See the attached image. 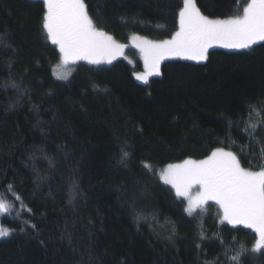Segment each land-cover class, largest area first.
Masks as SVG:
<instances>
[{
    "label": "trees",
    "instance_id": "trees-1",
    "mask_svg": "<svg viewBox=\"0 0 264 264\" xmlns=\"http://www.w3.org/2000/svg\"><path fill=\"white\" fill-rule=\"evenodd\" d=\"M84 2L95 27L122 43L171 37L183 6ZM195 3L226 18L248 0ZM44 12L43 0H0V199L11 205L0 215L11 230L0 238V264H233L241 246L240 264H264V250L251 251L254 230L212 210L189 214L157 176L216 149L244 168L264 167V41L212 47L203 61L167 58L145 83L134 79L142 62L126 47L133 67L78 60L59 80Z\"/></svg>",
    "mask_w": 264,
    "mask_h": 264
},
{
    "label": "snow or ice",
    "instance_id": "snow-or-ice-1",
    "mask_svg": "<svg viewBox=\"0 0 264 264\" xmlns=\"http://www.w3.org/2000/svg\"><path fill=\"white\" fill-rule=\"evenodd\" d=\"M43 4L42 27L60 55L59 62L53 66L57 79L68 78L70 63L78 60L90 64L111 63L116 55L122 54L124 46L95 27L84 0H43ZM257 41H264V0H248L241 15L214 19L203 15L195 0H183L179 29L172 38L160 42L140 40L137 46L145 55L146 65L151 60V69L158 75L160 61L165 57L203 61L213 44L247 49ZM149 74H137V79L146 81ZM129 155L122 147L121 161H126ZM49 165H52L51 160ZM161 178L175 188L177 196L188 199L185 211L189 214L197 208L203 209L206 201L214 200L223 211V220L229 224H243L255 231L257 238L251 251L264 250V167L259 171L244 169L232 152L216 149L204 160L168 165ZM194 186H198V191L192 196L190 190ZM10 207L7 201L0 199V213H8ZM10 232L0 225V238L9 236ZM246 252L248 249L241 246L230 260L240 264Z\"/></svg>",
    "mask_w": 264,
    "mask_h": 264
},
{
    "label": "rangeland",
    "instance_id": "rangeland-1",
    "mask_svg": "<svg viewBox=\"0 0 264 264\" xmlns=\"http://www.w3.org/2000/svg\"><path fill=\"white\" fill-rule=\"evenodd\" d=\"M183 7V6H182ZM210 18V17H209ZM214 19V18H213ZM176 31H178V29L176 30ZM175 31V32H176ZM174 32V33H175ZM173 33V34H174ZM173 34H172V36H173ZM107 35H109V34H107ZM112 38H113V40L115 41V43H117V44H120V45H123L124 47H123V51H122V54H118V55H116V57H115V59L116 58H123V59H125L127 62H129L130 64H131V66L133 67L134 65H135V62H134V59L130 56V55H128L126 52H125V48L126 47H131V48H133L135 51H136V53H137V56L138 57H140V60H141V62H142V67L141 68H139V69H137V68H134V70H133V77H134V79L137 81V82H140V83H145L147 80H148V78L150 77V76H153V75H157V74H155L153 71H152V69H151V60H149V62H148V64L146 65V63H145V55H144V53L141 51V48L140 47H138L137 45H138V43H140V40H146V41H151V42H160V41H164V40H170L171 38H172V36L171 37H169V38H165V39H162V40H153V39H149V38H146V37H144V36H141V35H138V34H133V35H130L129 36V38H128V40H127V42H124V43H122V42H119L118 40H116L112 35H110ZM134 37H138V38H140V40H135V39H133ZM257 42H259V41H257ZM224 47V46H222L221 44H213L211 47H209V49L210 48H212V47ZM58 48V47H57ZM227 48V47H226ZM229 49H237V48H229ZM59 51V50H58ZM183 58V59H188V58H185V57H179V56H168V57H165L164 59H162V60H165V59H167V58ZM114 60V59H113ZM112 60V61H113ZM161 60V61H162ZM189 60H192V59H189ZM82 61H85V60H82ZM111 61V62H112ZM161 61H160V63H161ZM194 61H196V60H194ZM87 62V61H86ZM100 64H108L107 62H101ZM56 65V64H55ZM54 65V66H55ZM72 67H73V65H72V63H70V65H69V68H70V70H72ZM146 73H151V74H149L148 76H147V80L146 81H144V80H139V79H137V74H141V75H143V74H146ZM69 77V76H68ZM224 151H227V152H231L229 149H223ZM215 151V150H214ZM233 153V152H232ZM211 154H209L208 156H210ZM207 156V157H208ZM207 157H205V158H207ZM205 158H203V159H191V158H187V159H184V160H180V161H176V162H172V163H168V164H166V165H164V166H162L160 169H158L157 170V176L159 177V179L162 181V182H164L165 184H167L168 186H170L172 189H173V191L176 193V190H175V188H173V186L170 184V183H166L165 182V180H163L162 178H161V174H162V172L164 171V169H166L167 168V166L168 165H178V164H182L185 160H192V161H200V160H204ZM242 167V166H241ZM244 168V167H243ZM244 169H247V168H244ZM247 170H250V169H247ZM259 170H261V168L260 169H258V170H251V171H259ZM198 191V186H194V188L192 189V190H190V194L192 195V196H195L196 195V192ZM179 197H181V198H183L184 200H185V203H186V208L188 207V199L186 198V197H182V196H179ZM210 210H212V211H216L217 213H218V217H219V220L221 221V222H225V223H228L227 221H225V220H223L222 219V217H223V211H222V209L220 208V206H219V204L216 202V201H214V200H209V201H206L205 202V204H204V207H203V209H200V208H197L196 210H195V212H193L192 214H196V213H206V212H208V211H210ZM0 215H1V213H0ZM229 224V223H228ZM0 225H2V223L0 222ZM230 225H234V224H230ZM235 225H239V224H235ZM240 225H243V224H240ZM2 226H4V225H2ZM243 226H245V225H243ZM4 227H6V226H4ZM247 227V226H246ZM251 229V228H250ZM253 230V229H252Z\"/></svg>",
    "mask_w": 264,
    "mask_h": 264
}]
</instances>
